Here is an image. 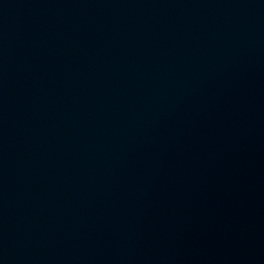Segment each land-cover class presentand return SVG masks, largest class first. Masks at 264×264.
<instances>
[{
	"label": "water",
	"instance_id": "water-1",
	"mask_svg": "<svg viewBox=\"0 0 264 264\" xmlns=\"http://www.w3.org/2000/svg\"><path fill=\"white\" fill-rule=\"evenodd\" d=\"M0 264H264V0H0Z\"/></svg>",
	"mask_w": 264,
	"mask_h": 264
}]
</instances>
